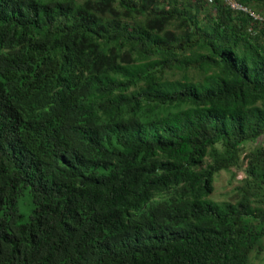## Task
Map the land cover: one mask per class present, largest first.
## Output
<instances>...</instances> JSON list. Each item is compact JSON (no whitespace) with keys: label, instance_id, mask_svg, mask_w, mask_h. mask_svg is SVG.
<instances>
[{"label":"trees","instance_id":"trees-1","mask_svg":"<svg viewBox=\"0 0 264 264\" xmlns=\"http://www.w3.org/2000/svg\"><path fill=\"white\" fill-rule=\"evenodd\" d=\"M263 240L264 20L0 0V264H250Z\"/></svg>","mask_w":264,"mask_h":264},{"label":"rangeland","instance_id":"rangeland-1","mask_svg":"<svg viewBox=\"0 0 264 264\" xmlns=\"http://www.w3.org/2000/svg\"><path fill=\"white\" fill-rule=\"evenodd\" d=\"M234 170H221L214 178V190L210 197L214 201L220 202L228 198L232 188L237 184V180L241 178L242 172L236 171L232 178L231 172ZM21 201V198L19 199ZM250 264H264V240L257 250H253L250 254Z\"/></svg>","mask_w":264,"mask_h":264},{"label":"built area","instance_id":"built-area-1","mask_svg":"<svg viewBox=\"0 0 264 264\" xmlns=\"http://www.w3.org/2000/svg\"><path fill=\"white\" fill-rule=\"evenodd\" d=\"M228 7L235 11H240L245 14H248L249 16L253 17L254 19H257L259 21H263L264 19L262 18L261 15L257 14L256 12H253L250 7L247 5L240 3L236 0H222Z\"/></svg>","mask_w":264,"mask_h":264}]
</instances>
